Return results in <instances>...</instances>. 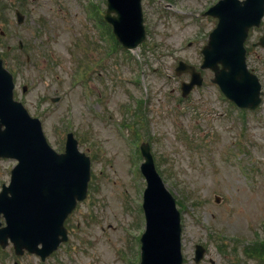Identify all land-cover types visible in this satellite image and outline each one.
Here are the masks:
<instances>
[{"label":"rangeland","instance_id":"rangeland-1","mask_svg":"<svg viewBox=\"0 0 264 264\" xmlns=\"http://www.w3.org/2000/svg\"><path fill=\"white\" fill-rule=\"evenodd\" d=\"M213 3L143 0L146 40L129 53L98 24L106 0H0V56L15 78L14 98L40 118L57 151L71 131L91 156L88 196L67 220V245L43 263L16 256L11 244L0 249V264H139L142 140L181 211L183 264H264V249L249 246L264 239V47L253 45L264 26L245 42L263 90L254 111L230 102L210 69L184 98L190 74L175 71L181 60L201 64L217 21L203 12ZM15 164L0 159V184ZM196 243L206 248L200 262Z\"/></svg>","mask_w":264,"mask_h":264},{"label":"water","instance_id":"water-1","mask_svg":"<svg viewBox=\"0 0 264 264\" xmlns=\"http://www.w3.org/2000/svg\"><path fill=\"white\" fill-rule=\"evenodd\" d=\"M141 1L107 3L105 18L126 47H135L145 38ZM208 13L217 15L219 21L203 49L201 67L215 71L213 81L230 99L241 106H258L261 85L247 68L243 44L250 26L260 24L264 0H220ZM18 20L23 22L20 12ZM260 43L264 45V37ZM184 70L191 72V80L182 85L185 95L196 84L201 85L203 78L194 66L181 61L176 71ZM13 87L12 74L0 59V156L19 159L12 170L11 183L0 193V211L7 215L8 226L0 236H13L18 253L27 248L44 258L68 239L64 221L76 207L77 199L87 195L90 158L78 150L72 133L63 153L51 147L40 119L13 99ZM141 150L145 156L142 172L147 178L143 203L147 223L141 237L140 264H182L181 218L175 197L156 170L149 144L143 143ZM195 252V260L199 261L204 256V246L196 245Z\"/></svg>","mask_w":264,"mask_h":264},{"label":"flooded vegetation","instance_id":"flooded-vegetation-1","mask_svg":"<svg viewBox=\"0 0 264 264\" xmlns=\"http://www.w3.org/2000/svg\"><path fill=\"white\" fill-rule=\"evenodd\" d=\"M2 185V184H1ZM1 218L3 219V215H1Z\"/></svg>","mask_w":264,"mask_h":264}]
</instances>
